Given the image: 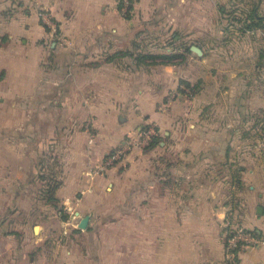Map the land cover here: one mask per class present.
Wrapping results in <instances>:
<instances>
[{
  "label": "crops",
  "instance_id": "crops-1",
  "mask_svg": "<svg viewBox=\"0 0 264 264\" xmlns=\"http://www.w3.org/2000/svg\"><path fill=\"white\" fill-rule=\"evenodd\" d=\"M119 1L0 0V264H264V0ZM228 214L261 237L235 260Z\"/></svg>",
  "mask_w": 264,
  "mask_h": 264
},
{
  "label": "built area",
  "instance_id": "built-area-1",
  "mask_svg": "<svg viewBox=\"0 0 264 264\" xmlns=\"http://www.w3.org/2000/svg\"><path fill=\"white\" fill-rule=\"evenodd\" d=\"M119 3L121 4L119 11L125 16L128 11L127 6L129 2L128 0H120ZM38 14L43 24L47 27L49 34L54 36L57 32V25L50 18V15L46 11H39ZM156 133L155 126L147 124L136 135L128 138L121 146L109 151L102 162L95 167L94 172H103L107 167L120 161L132 148L140 150L147 149L152 136ZM230 215L228 214L224 225L226 227L224 230V253L227 259L235 260L237 253L242 248L255 246L261 241V237L255 235L249 228H245L240 224H231Z\"/></svg>",
  "mask_w": 264,
  "mask_h": 264
},
{
  "label": "trees",
  "instance_id": "trees-1",
  "mask_svg": "<svg viewBox=\"0 0 264 264\" xmlns=\"http://www.w3.org/2000/svg\"><path fill=\"white\" fill-rule=\"evenodd\" d=\"M128 2H129V4H128V6H127L128 11H127V13H126V15H125V16H127V17L130 15V10L132 9V2H133V0H128ZM120 6H121V4L119 3L118 7H120ZM233 10H234L233 13H232L229 17L231 18V17L235 16V15H236V12L243 13V16L241 17V19L243 20L244 28L252 29L253 26H258V22H256V21H258V18L255 16L253 6L247 8V9H245V10L242 9L243 12H242V11H237V10H238L237 8H235V9H233ZM229 17H228V18H229ZM254 18H255V22L252 23V19H254ZM260 25H261V24L259 23V26H260ZM229 26L233 27L234 25L232 26V25L229 23ZM234 27H235V26H234ZM235 28H236V27H235ZM146 56H149V57H150V56H152V55L149 54V55H146ZM163 56L169 58V55H163ZM261 57L264 58V49H263V51H262V53H261ZM184 85H185L186 87H189L190 89H193V90H194V88H193L192 86H190L188 83H185V82H184ZM145 126H147V125H145ZM155 129H156V131H157V128H156V127H155ZM261 135H262V133H261ZM260 137H261V136H260ZM159 141H160V135H159L158 132H157L155 135L152 136L151 141H150V143H149L147 149H145V150L150 149L151 147H153L154 145H156ZM263 143H264V142H263ZM40 177H41V178H44V177H46V175H40ZM47 179H48V181L46 182V184H48V185H47V187H44V190L42 191V192H43V198H45L46 202H48V203L54 205V206L57 208V210H58V212H59V214H60V217H61L62 219H65V218L68 217V215H67V213L63 210V208H62L61 206H58V205H57V203H56L57 198L54 196V189H55V187L57 186L58 183H55V181H50V179H52V178H50V177H48ZM231 219H232V216L230 215V221H231ZM231 224H233V221H231ZM225 228H226V227H223V231L225 230ZM250 230H251L255 235L260 236L259 233H258L255 229H250Z\"/></svg>",
  "mask_w": 264,
  "mask_h": 264
},
{
  "label": "rangeland",
  "instance_id": "rangeland-1",
  "mask_svg": "<svg viewBox=\"0 0 264 264\" xmlns=\"http://www.w3.org/2000/svg\"><path fill=\"white\" fill-rule=\"evenodd\" d=\"M229 23H232V22H229ZM234 25V24H233ZM232 25V26H233ZM237 25L235 24V27H236ZM231 27V26H230ZM234 27V26H233ZM238 27V26H237ZM260 40V42L261 43H263L264 42V40H263V38H260L259 39ZM229 41H234V42H236V43H238L239 45H241V48H242V50H244L246 47H249L248 46V44L250 43L249 41H250V38H248V39H246V38H244V39H238V37H234V38H229ZM248 42V43H246V42ZM237 44V45H238ZM238 48H240L239 46H238ZM264 61V60H263ZM263 64V65H262ZM262 64L260 65V71L261 72H264V62H262ZM262 128H263V131H261V133H262V135H261V137H260V141H259V146H264V144H263V142H264V121L262 122ZM228 217V215L225 217V220H224V222H223V225H225V222H226V218ZM117 264H125V262H123L122 260H121V262H118Z\"/></svg>",
  "mask_w": 264,
  "mask_h": 264
},
{
  "label": "water",
  "instance_id": "water-1",
  "mask_svg": "<svg viewBox=\"0 0 264 264\" xmlns=\"http://www.w3.org/2000/svg\"><path fill=\"white\" fill-rule=\"evenodd\" d=\"M192 49H194L197 52H200V49L197 46H192ZM259 212L261 211V207H258L257 209ZM89 216L85 215L84 217H82L78 223V227L80 228H85L88 222Z\"/></svg>",
  "mask_w": 264,
  "mask_h": 264
}]
</instances>
